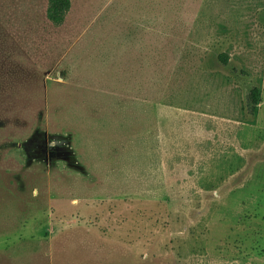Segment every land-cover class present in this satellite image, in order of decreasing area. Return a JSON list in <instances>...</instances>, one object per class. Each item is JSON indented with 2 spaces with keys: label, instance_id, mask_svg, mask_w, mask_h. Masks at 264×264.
Returning a JSON list of instances; mask_svg holds the SVG:
<instances>
[{
  "label": "rangeland",
  "instance_id": "rangeland-1",
  "mask_svg": "<svg viewBox=\"0 0 264 264\" xmlns=\"http://www.w3.org/2000/svg\"><path fill=\"white\" fill-rule=\"evenodd\" d=\"M46 8L0 0V183L49 221L0 264H264V0Z\"/></svg>",
  "mask_w": 264,
  "mask_h": 264
},
{
  "label": "crops",
  "instance_id": "crops-1",
  "mask_svg": "<svg viewBox=\"0 0 264 264\" xmlns=\"http://www.w3.org/2000/svg\"><path fill=\"white\" fill-rule=\"evenodd\" d=\"M0 186V255L16 253L14 248H26L34 241L40 246L47 244V217L41 212L40 215L27 213L33 201L16 197L15 185L0 183Z\"/></svg>",
  "mask_w": 264,
  "mask_h": 264
},
{
  "label": "trees",
  "instance_id": "trees-1",
  "mask_svg": "<svg viewBox=\"0 0 264 264\" xmlns=\"http://www.w3.org/2000/svg\"><path fill=\"white\" fill-rule=\"evenodd\" d=\"M71 8V0H47V8H46V19L53 26H60L63 24L66 16L68 15ZM219 61L223 65H227L228 57L224 54L219 56ZM258 93L255 88H253L249 95L247 96V100L249 103L248 113L250 115L253 114L254 109L257 105Z\"/></svg>",
  "mask_w": 264,
  "mask_h": 264
}]
</instances>
